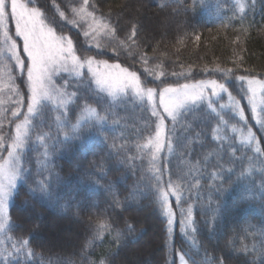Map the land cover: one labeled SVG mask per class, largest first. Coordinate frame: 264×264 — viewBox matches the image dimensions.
I'll list each match as a JSON object with an SVG mask.
<instances>
[{"label":"trees","instance_id":"obj_1","mask_svg":"<svg viewBox=\"0 0 264 264\" xmlns=\"http://www.w3.org/2000/svg\"><path fill=\"white\" fill-rule=\"evenodd\" d=\"M35 1V5L56 22L53 26L64 25V34L73 37L77 54H81V47H88V44L79 28L61 20L53 0ZM56 4L67 16L71 7L78 6V1L56 0ZM93 4L96 5V16H103L116 26L120 38L125 36L121 27L130 31L129 22H139L136 38L139 48L136 51L146 53L149 57L147 67L157 74L163 72V76L159 79L148 76L138 57L116 56L108 48L104 55L96 58L120 63L129 71H135L142 81L148 82V86H176L205 79L223 81L220 73L207 69L220 65L234 70L227 84L244 108L247 126L238 118H233L229 109H220L219 102L215 106L229 121V127L222 134L231 137L229 142L236 147L235 157L239 159L230 164L234 158L225 147L222 163L225 168L233 167L234 171L225 172L222 180L212 181L210 174L216 169L217 160L213 157L206 167L203 161L207 154L218 148L217 141L212 138V129L219 122L217 115L210 112L206 104H201L177 124L176 135L182 137L187 146L176 148L168 157L163 155L160 167L165 181L169 179V173L174 181L178 176L184 177L183 183L190 191H185L183 206L193 205L197 231L191 233L189 241L178 235L174 239L169 236L167 220L154 202L146 179L149 175L148 157L137 159L135 166H130L123 155H117L111 147L113 143L120 145L127 142L128 151L136 155L133 145L140 135L138 130L145 128L149 113L132 102L119 105L114 109L116 116L109 117L102 131H97L94 126L85 127L77 138L64 142L62 134L57 136L56 113L49 107L34 123L40 125L37 131H51L53 139L48 143H54L55 147L49 148L46 168L42 167L43 149L30 147L25 150L22 159L27 169L24 174L26 182L18 185L8 208L10 222L15 225L8 235L14 240L29 239V247L36 254L31 264H42V258L44 261L51 259L88 264L89 258L96 260L101 256L108 258V264H137V261L176 264L178 253L183 252L189 253L185 257L189 264H204L205 252L215 258L216 264L220 258L224 259V264H244L245 259L252 261L254 258L255 264H260L261 241L264 239L259 235L264 229V173L254 170L250 177H238L249 157L255 162L264 160V130L252 119L242 92V82L235 77L254 76L264 80V0H254V3L253 0H244V12L239 11L235 0H196L195 4L193 0H90L89 10H92ZM60 30L57 27V31ZM99 40L102 44L108 43L105 37ZM96 52L95 47H90L85 54L95 55ZM9 60L6 63L12 68L15 85L26 97L25 81H21L22 77L16 74L14 64ZM73 90V87L69 88V91ZM90 102L98 109L103 105L102 100L101 104H97L95 99L90 98ZM5 115L10 113L0 107V135L4 136L2 122ZM75 118L74 112H70L69 119L75 122ZM113 119H118L119 124H113ZM233 124L243 129L244 134L250 126L258 143L250 147L241 145V133L230 130ZM167 125L171 127L170 120ZM187 125L191 127L185 131ZM196 133H200L201 142H189L188 137ZM256 148L260 149L259 153ZM197 161L201 163L197 164ZM190 168L192 172L189 175ZM50 173L49 194L41 196L37 193L33 196L30 189L36 187L37 181L48 179ZM117 199L121 206L116 205ZM98 219L107 220L112 224L113 231L106 233L103 242L88 249L86 255L82 254L85 241L91 236ZM126 222L133 225L134 232L126 231ZM117 230L122 232L119 247L113 240ZM0 239L4 237L0 236ZM193 240L199 251L192 246ZM232 241L235 242V249L244 244L251 248L255 244L256 250L247 256L237 254L230 243ZM5 247L12 251L11 242L0 245V252ZM20 258L22 262L27 259L24 256Z\"/></svg>","mask_w":264,"mask_h":264},{"label":"snow or ice","instance_id":"obj_2","mask_svg":"<svg viewBox=\"0 0 264 264\" xmlns=\"http://www.w3.org/2000/svg\"><path fill=\"white\" fill-rule=\"evenodd\" d=\"M89 3L90 0H81L79 7H71L73 18L69 19L56 4V0H53V6L61 20H66L72 27L81 28L88 47H81V54H77L78 49L73 37L63 32L64 25L53 26L56 22L49 21L45 12L35 5L34 0H0V34H2V38H0V81H6V86L17 97L15 101L17 107L12 111V117L20 116L21 109L26 103L23 119L15 124V134L8 144L7 155H0V236L4 237V239H0V245L8 241L11 242L12 249L9 251L7 247L3 248V251L0 252V264H31L32 258L36 255L29 247V239L14 240L8 235V232L15 227L10 222L8 207L10 200L14 199L18 181L21 184L26 182L24 174L27 169L24 167L22 153L29 150L30 147H34L36 150L43 149L41 155L44 164L42 167L46 168L49 148L55 147L54 143L51 145L48 143L53 139L51 131H37L40 125L34 123L49 106H51L50 110L56 113L54 123L57 136L62 134L64 142L77 138L81 129L85 127L94 126L97 131H102L108 124L109 117L116 116L114 109L119 105L132 102L149 113L148 119L145 121V128L138 130L140 135L133 145L136 155L128 151L127 142L120 145L113 143L111 147L115 149L117 155H123L130 166H135L137 159L143 160L145 156L148 157L149 175L146 179L151 188L154 202L167 220V230L170 234L176 222L172 198H175L176 207L180 211V225L184 234L188 235L197 231L194 225L193 205L189 203L186 208L183 206V201L186 199L185 191H190V188H186L183 183L184 177L178 176L174 181L169 173V179L165 181L164 172L158 164L160 153L165 149L169 154H172L176 148L187 146L184 144L183 138L176 135V126L182 118L197 110L199 105L204 103L207 104L208 110L218 117L219 122L212 129V138L217 141L218 148L215 152L207 154L203 161V166L206 167L213 157L217 160V167L210 174L212 181L222 180L225 172L232 173L234 171L233 167L225 168L222 163V153L225 152V147L234 158L230 160V164H234L235 159H239L235 157L236 147L229 142L231 137L222 134L223 130L229 127V121L217 111L216 102L212 99L213 97L223 99L221 94H226L228 104H220L219 108L223 109L227 106L232 117L238 118L247 126L248 121L244 108L240 106V100L229 91L227 84L228 79L233 76L234 70L223 68L220 65H216L214 69H207V71L220 73L224 78L223 81L211 79L177 86H148V82L142 81L135 71H129V68L122 67L120 63L110 64L107 60L96 59V56L104 55L105 49L108 48L116 56L125 54L133 59L138 57L145 66L144 72L148 76L156 79L163 76V72L157 74L147 67L149 57L146 53L136 51L139 48L136 39L140 29L139 22L130 21V31L121 27L120 30L125 31V36L120 38L117 35V27L113 26L105 17H97L96 5L93 4L92 10H89ZM195 3L196 0H193V4ZM165 6L161 5V7ZM237 7L240 12H244L245 5L243 3H238ZM10 21L14 22L15 37L22 41L23 55H21L17 39L9 34ZM82 25H86V27L82 28ZM57 27L61 29L59 32ZM100 37H105L108 43L102 44L99 40ZM196 39L199 40V37L197 36ZM90 47L97 49L95 55L85 54ZM8 58L15 62L21 75L26 72L28 89L26 97L15 85L12 68L6 63ZM238 59L242 60L243 57H238ZM84 69H87V74ZM61 72L68 73L71 80H65L63 85L57 86L53 77ZM172 75H176V73H172ZM235 79L246 82L247 89H242L244 98L247 99L252 119L260 129L264 130V80L244 75L236 76ZM72 81L75 83L73 84ZM70 87L75 90L69 91ZM208 89L211 90L210 95L207 94ZM90 98L95 99L97 104H101L102 100L103 105L98 109L90 102ZM70 112H74L75 122L69 119ZM168 120L171 121V127L166 124ZM112 123L119 124V120L113 119ZM190 127L191 125H187L185 131ZM230 130L234 133L237 131L241 133L239 140L241 145L250 147L254 143H258L256 133L250 126L247 128L246 134L235 124L231 125ZM188 141L201 142L200 133L189 136ZM4 142V135H0V148H3ZM255 151L259 153L260 149L256 148ZM196 163L200 164L201 162L197 161ZM254 170L264 173V160L255 162L253 158L249 157L248 163L242 168L238 179L250 177ZM191 172L190 168L188 174L190 175ZM50 181L51 173L48 179L36 182V187L30 189L31 194L33 196H36L37 193L41 196L48 195ZM198 185L199 180L197 179L196 186ZM212 186L215 187V185ZM216 190L220 191L219 188ZM115 203L117 206H121L118 199ZM125 229L129 233L135 231L129 222H126ZM112 231V224L105 219H98L92 228L91 236L85 241L82 254L86 255L88 249L93 248L98 242H103L105 234H111ZM259 235L264 237V229L260 231ZM113 240L119 247L122 240L120 230L115 232ZM230 243L237 254L247 256L249 252L256 250L255 244L251 248L244 244L239 249H235V242ZM261 245L259 261L260 264H264V239H262ZM192 246L196 247L195 240L192 241ZM196 250L199 251V248L196 247ZM21 256L26 257V261L22 262ZM186 256H189L188 252L179 254L180 264H188ZM42 264H70V262L52 261L51 259L44 261L42 258ZM88 264H108V258L106 256H101L96 260L89 258ZM204 264H216V260L205 252ZM218 264H224V259L220 258ZM244 264H255V258L252 261L245 259Z\"/></svg>","mask_w":264,"mask_h":264},{"label":"rangeland","instance_id":"obj_3","mask_svg":"<svg viewBox=\"0 0 264 264\" xmlns=\"http://www.w3.org/2000/svg\"><path fill=\"white\" fill-rule=\"evenodd\" d=\"M75 1H78V6L77 7H79V5L81 3V0H75ZM235 2L237 4L238 3H243L244 4V0H235ZM34 3H36L35 0H34ZM30 6H32V5H30ZM46 16L48 17L47 14H46ZM67 16L70 19L73 18L71 12H69V14H67ZM48 19H49V21H51L49 17H48ZM81 27L82 28L83 27H86V25H82ZM9 30H10L9 34L12 35L14 39H17V43H18V45L21 48V55H23V53H22V41L19 40V38H16L15 35H14V31H15V29H14V22H11V21L9 22ZM79 31H81V28H79ZM5 55L7 56V54H5ZM96 59H98V58H96ZM98 60H101V59H98ZM9 61L14 64V67H15L16 72H17L16 74H18L19 76H21L22 79H23L21 81H25V84H26V72L23 75H21L20 72H19V69L15 66V62L13 60L12 61L9 60ZM109 63L111 64L112 62H109ZM84 72L87 74V69H84ZM53 80H54V82H55V84L57 86H61V85L64 84V81L65 80H71V77L69 76L68 73L61 72L59 75L54 76L53 77ZM207 80H211V79H205V80H200V81H207ZM196 82H198V81L187 82V83H196ZM183 84H185V83H183ZM180 85H182V84H180ZM242 85H243V88L242 89L246 90L247 89L246 82H242ZM26 89H27V86H26ZM27 92H28V89H27ZM210 92H211V90L208 89L207 90V94L210 95ZM221 95L223 96V99H220L219 97H213L212 99L215 102H219L218 105H220V104L227 105L228 104V97H227V95L226 94H221ZM16 99H17V97L12 93V91L10 90V88L8 86H6V81H0V107L3 108L4 112H6V113L9 112L10 113V115H5V117L3 118L4 121L2 122L4 124V126H3V133H6V135L4 136L5 137V142H4V145H3V147H4L3 148V152L2 151L0 152V154L3 155V156H6L7 155L8 144L11 142V138L15 134V124L17 122H19L20 120L23 119V113L26 112V103H25V106L21 109V115L18 116V117H12L11 113L17 107V104L15 103ZM245 100L247 102V99L246 98H245ZM204 104H206V103H204ZM49 107H51V106H49ZM228 109L229 108L226 106L222 110H228ZM166 124H167V121H166ZM24 152L22 153V158H23ZM163 155H166L167 157L169 156V153L167 152V149H165L162 153H160V158L158 160L159 166H160V160H161V158H162ZM19 184H20V182L18 181L17 187H18ZM16 189H15V191H16ZM11 201L12 200H10V202H9V206L11 204ZM172 201L175 204V198H172ZM175 207H176V204H175ZM176 209H177V211L179 210L177 207H176ZM173 210L176 212V210L174 209V205H173ZM180 219H181V217H180V211H179V213L176 212V222L174 223V225L172 227V232H171V234L169 233V236L172 237V238H174V239L179 236L181 239L188 240L189 241L190 240V237H191V233H189L188 235H185L184 234V232L182 231L181 225H180ZM179 254H181V253H178V257H177V260H176L177 263L176 264H180ZM137 264H147V263L145 261L143 263L141 261H137Z\"/></svg>","mask_w":264,"mask_h":264}]
</instances>
